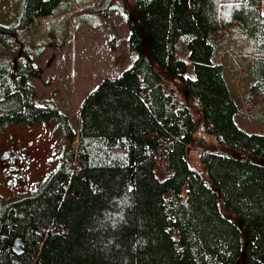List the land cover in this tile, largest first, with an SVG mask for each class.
<instances>
[{"label":"trees","instance_id":"1","mask_svg":"<svg viewBox=\"0 0 264 264\" xmlns=\"http://www.w3.org/2000/svg\"><path fill=\"white\" fill-rule=\"evenodd\" d=\"M60 2L23 0L20 24ZM131 6L137 55L87 93L74 128L39 100L43 66L0 23V131L54 120L72 142L39 190L0 194V264H264V133L235 118L247 107L264 124L262 0Z\"/></svg>","mask_w":264,"mask_h":264},{"label":"rangeland","instance_id":"2","mask_svg":"<svg viewBox=\"0 0 264 264\" xmlns=\"http://www.w3.org/2000/svg\"><path fill=\"white\" fill-rule=\"evenodd\" d=\"M131 2L61 0L52 17H40L25 26L20 24L23 0H0V23L16 26L18 40L44 68L40 77L32 78L39 100L54 99L60 110L68 115L67 123L71 122L72 128L87 93L102 77L118 75L131 66L137 55L127 41ZM186 53L184 48L180 54ZM255 115L244 107L235 118L245 130L264 133V124ZM64 127L53 120L10 124L0 131V155L11 150L3 160L0 158V194L4 201L39 190L64 162L72 145ZM203 133L204 137L211 136ZM26 138L30 139L29 144ZM22 146L36 149L35 161L17 159L14 162V151ZM189 159L192 167L199 165L196 149L191 148Z\"/></svg>","mask_w":264,"mask_h":264},{"label":"flooded vegetation","instance_id":"3","mask_svg":"<svg viewBox=\"0 0 264 264\" xmlns=\"http://www.w3.org/2000/svg\"><path fill=\"white\" fill-rule=\"evenodd\" d=\"M26 143L29 144L30 143V139L29 138H26ZM14 151V150H13ZM11 152L10 149H7L4 154L0 155V158L1 160H3L5 157H7L9 155V153ZM15 155H14V162L19 159L21 162H24V161H35L36 158H37V155H36V149H33V150H30V149H27L26 147H23L20 148L19 150L17 151H14ZM13 166H11L12 168ZM8 168H5V171H7ZM5 175H7V172H5ZM14 181L16 183V180L14 178ZM13 181V182H14ZM9 182V181H8ZM10 183V182H9ZM28 184V183H27ZM27 186H30V185H27Z\"/></svg>","mask_w":264,"mask_h":264},{"label":"water","instance_id":"4","mask_svg":"<svg viewBox=\"0 0 264 264\" xmlns=\"http://www.w3.org/2000/svg\"><path fill=\"white\" fill-rule=\"evenodd\" d=\"M12 249L16 253H21L23 251L24 241H23V238L21 236H17L14 238V240L12 242Z\"/></svg>","mask_w":264,"mask_h":264},{"label":"crops","instance_id":"5","mask_svg":"<svg viewBox=\"0 0 264 264\" xmlns=\"http://www.w3.org/2000/svg\"><path fill=\"white\" fill-rule=\"evenodd\" d=\"M262 11L264 13V0H262Z\"/></svg>","mask_w":264,"mask_h":264}]
</instances>
